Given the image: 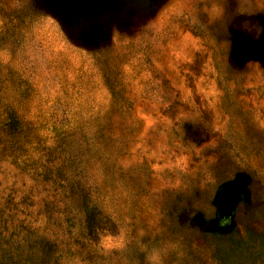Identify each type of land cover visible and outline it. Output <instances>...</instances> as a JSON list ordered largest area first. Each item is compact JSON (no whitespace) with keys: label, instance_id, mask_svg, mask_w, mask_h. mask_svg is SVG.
Returning a JSON list of instances; mask_svg holds the SVG:
<instances>
[{"label":"rangeland","instance_id":"1","mask_svg":"<svg viewBox=\"0 0 264 264\" xmlns=\"http://www.w3.org/2000/svg\"><path fill=\"white\" fill-rule=\"evenodd\" d=\"M150 262L264 264V0H0V264Z\"/></svg>","mask_w":264,"mask_h":264},{"label":"clouds","instance_id":"2","mask_svg":"<svg viewBox=\"0 0 264 264\" xmlns=\"http://www.w3.org/2000/svg\"><path fill=\"white\" fill-rule=\"evenodd\" d=\"M155 259H156V257H155V256H153V257H152V261H154ZM150 264H151V262H150Z\"/></svg>","mask_w":264,"mask_h":264}]
</instances>
